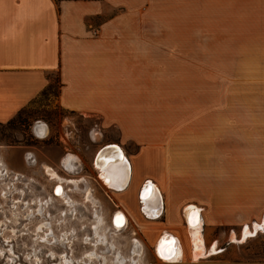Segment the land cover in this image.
I'll return each instance as SVG.
<instances>
[{
	"label": "crops",
	"instance_id": "obj_1",
	"mask_svg": "<svg viewBox=\"0 0 264 264\" xmlns=\"http://www.w3.org/2000/svg\"><path fill=\"white\" fill-rule=\"evenodd\" d=\"M251 32L264 0H0V122L55 73L61 108L115 130L127 180L109 189L153 249L168 233L183 261L221 254L235 227L264 228V99L208 78L229 61L192 33Z\"/></svg>",
	"mask_w": 264,
	"mask_h": 264
},
{
	"label": "rangeland",
	"instance_id": "obj_2",
	"mask_svg": "<svg viewBox=\"0 0 264 264\" xmlns=\"http://www.w3.org/2000/svg\"><path fill=\"white\" fill-rule=\"evenodd\" d=\"M192 38L206 39L211 55L229 61L208 63V78L220 72L223 89H249L256 103L264 99V32L192 33ZM51 78L13 118L0 122V264H169L158 258L138 224L113 223L121 210L110 191L116 189L101 179L95 160L115 130H103L94 115L61 108L56 74ZM108 160L102 159L103 166L111 171ZM60 185L63 195L55 191ZM259 226L244 229L243 237L235 227L238 239L219 242L227 248L221 254L189 255L186 262L179 256L170 264L264 260Z\"/></svg>",
	"mask_w": 264,
	"mask_h": 264
},
{
	"label": "bare ground",
	"instance_id": "obj_3",
	"mask_svg": "<svg viewBox=\"0 0 264 264\" xmlns=\"http://www.w3.org/2000/svg\"><path fill=\"white\" fill-rule=\"evenodd\" d=\"M117 152H118V149L115 145L110 144L106 147H103L98 152L97 158L95 160V164L98 166L100 165L99 166L100 168L98 166L97 167L99 168L101 179L104 181V183L110 188L120 190L124 187V184L127 180V170L125 169L124 164H121V163H124L126 159L125 158L121 159L120 154ZM103 158L110 159L108 160L110 162L107 165L108 166L110 165L112 167L111 171L110 170L107 171V169H105L106 166H103V161H102ZM114 159L121 160V162L118 161L116 164L114 163L111 164ZM47 171L50 172L49 169H47ZM51 174H54V173H51ZM57 191H58L57 193H61V195H63V187L61 185L58 186ZM143 194L144 196H146V197H143L146 199L144 200V202L146 203L148 199L154 198L155 186L150 184V188H147L146 191L143 192ZM114 215H115L114 224L115 226H118V227L122 223L124 225L128 219L126 214L121 210H118L113 214L112 220H113ZM189 223H190L189 226L192 228L191 230L192 231L194 229L196 230L200 225V219L199 221H197L193 218V215H191ZM155 252L158 258L162 259L164 262H167L169 264L171 262L176 261V259L179 258L180 256L175 237L168 233H166V235L164 236L162 235L160 240H157V243L155 245Z\"/></svg>",
	"mask_w": 264,
	"mask_h": 264
},
{
	"label": "water",
	"instance_id": "obj_4",
	"mask_svg": "<svg viewBox=\"0 0 264 264\" xmlns=\"http://www.w3.org/2000/svg\"><path fill=\"white\" fill-rule=\"evenodd\" d=\"M147 188H150V184H147V185H146V187H145V191H146ZM142 195L144 196V194H142ZM114 218H115V215H114V217H113V223H114ZM122 225H123V223H122L120 226H122Z\"/></svg>",
	"mask_w": 264,
	"mask_h": 264
},
{
	"label": "flooded vegetation",
	"instance_id": "obj_5",
	"mask_svg": "<svg viewBox=\"0 0 264 264\" xmlns=\"http://www.w3.org/2000/svg\"><path fill=\"white\" fill-rule=\"evenodd\" d=\"M58 186L55 188V191H57Z\"/></svg>",
	"mask_w": 264,
	"mask_h": 264
}]
</instances>
